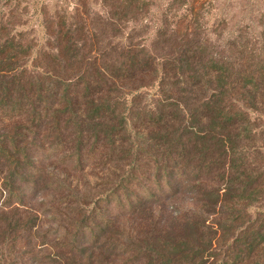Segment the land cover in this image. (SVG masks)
<instances>
[{"label":"trees","instance_id":"16d2710c","mask_svg":"<svg viewBox=\"0 0 264 264\" xmlns=\"http://www.w3.org/2000/svg\"><path fill=\"white\" fill-rule=\"evenodd\" d=\"M49 1L37 9L46 37L39 45L28 27L32 0H0V126L25 124L34 140L14 141L23 157L14 168L29 166L24 153L39 138H56L53 150L96 161L113 179L112 200L151 214L150 236L130 231L138 235L132 258L89 249L79 264H264V41L247 47L237 29L223 52H208L194 19L171 25L179 1L195 15L211 0L169 1L150 47L127 31L145 0H73L71 10L61 6L67 0ZM0 174L13 181L14 173ZM185 199L170 229L151 219ZM121 210L132 218L140 209ZM72 223L77 233L89 228Z\"/></svg>","mask_w":264,"mask_h":264},{"label":"rangeland","instance_id":"374dc122","mask_svg":"<svg viewBox=\"0 0 264 264\" xmlns=\"http://www.w3.org/2000/svg\"><path fill=\"white\" fill-rule=\"evenodd\" d=\"M46 1L49 0H32L28 17V27L37 32L39 45L44 44L46 37L41 28L42 15L37 9ZM54 1L50 0L49 3L52 5ZM145 1L144 14L138 16L137 23H130L127 31H139L135 42L150 47L161 25L166 5L171 0ZM61 4L70 7V10L74 7L73 0L62 1ZM178 5V16L170 21L171 25L183 16L194 19L195 27L200 28L202 33L196 40L202 47H210L208 52L213 50L212 47L223 52V47L229 46V36L237 29L245 32L247 47H256L264 41V0H211L210 6L205 5L206 11L195 12V15L189 14V7L184 1H179ZM89 6L95 8L98 5L90 1ZM25 63L29 65L32 60ZM0 128L3 129L0 135L6 137L0 149V172L9 171L8 175L14 173L11 177L13 181L9 176L6 178L5 174H0V264H79V256L89 249L116 254L120 261L132 258L138 235L130 231L139 230L146 237L150 236L148 217L151 214L147 208L136 201L131 203L127 200L120 205L117 200H112L113 179L102 173L98 168L100 166H95L96 161L85 163L83 158L67 156L69 154L60 153V149L53 150L49 142L56 138L48 141L39 138L35 146L24 153L31 161L29 166L16 170L15 163L23 157L13 149L14 141L17 147L22 148L21 143L33 144L34 140L27 136L25 124L4 123ZM3 177L14 185V195L10 199L2 191ZM76 184L79 185L78 189ZM189 203L188 199L166 202L160 211L154 209L151 219H161L166 227L164 229L168 230L173 223L180 222L176 212L188 208ZM132 204L140 209L139 213L132 218H121L125 213L121 209L130 210ZM143 204L147 205L148 202L144 201ZM74 215L80 222L86 221L89 228H83L79 233L73 230ZM27 223V230H23L22 226ZM60 234H64L62 239L59 238ZM161 235L160 238L165 233ZM112 241L126 248L115 249Z\"/></svg>","mask_w":264,"mask_h":264}]
</instances>
